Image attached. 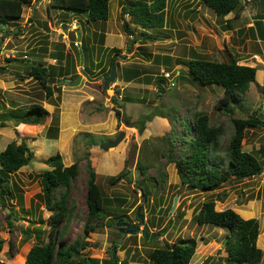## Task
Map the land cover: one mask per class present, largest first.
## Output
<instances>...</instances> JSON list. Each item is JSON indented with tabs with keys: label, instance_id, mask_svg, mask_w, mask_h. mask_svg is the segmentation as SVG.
I'll use <instances>...</instances> for the list:
<instances>
[{
	"label": "rangeland",
	"instance_id": "obj_1",
	"mask_svg": "<svg viewBox=\"0 0 264 264\" xmlns=\"http://www.w3.org/2000/svg\"><path fill=\"white\" fill-rule=\"evenodd\" d=\"M48 2L32 0L23 4L21 16L5 27L11 31H3L0 24V151L9 142L24 141L34 153L28 164L7 178L11 193L4 192L5 205L0 200V261L23 264L32 245L49 242L51 211L45 207L37 174L49 168L43 161L58 152L64 166L76 163L78 171L69 187L67 206L72 209L65 226L59 227L54 236L56 246L83 236L87 182L93 170L105 209L112 215L99 220L84 237L87 245L81 255L102 264L114 249L120 264H155L148 259V251L194 238L196 250L189 264H211L213 260L214 264H226L228 229L194 220L203 201L216 199V210L229 207L245 219H258L256 246L262 250L260 264H264V39L237 31L242 26L248 31L252 26L253 15L246 11L248 0L241 1V17L234 12L232 18L225 15L227 19L217 17L201 0H166L165 24L161 28H143L128 14H122L123 0H109L106 22L86 21L82 12L48 8ZM249 3L255 16L264 14V0ZM124 21L132 27V35L123 31ZM18 28L20 33L15 34ZM76 30L83 34L82 64L78 49L83 46ZM113 47L118 50L114 54L117 77L104 86ZM59 49L73 58L79 74L71 81H80L72 85L65 82L70 77L57 79L50 84L52 94L47 97L44 87L28 76V70L38 63L65 64V57L61 61L51 57ZM254 53L257 61L252 59ZM191 57L214 61L235 58L240 64L263 70V75L258 74L242 100L232 104L234 113L230 115L216 108L223 87L201 84L188 73L185 62ZM127 69L142 74L126 81ZM175 70L179 75L172 85L174 77L168 79L164 73ZM125 98L129 101L124 102ZM32 103L40 104L46 112L24 113ZM122 104L125 122L121 119ZM197 111L208 115L210 125L223 126L216 150L221 156L232 134L231 119L262 114V123L248 127L242 141L244 151L263 161L261 172L249 178L231 177L210 191L182 183L176 163L167 157L178 158L188 151L186 140L192 135L188 129ZM24 115L40 123L19 122ZM121 131L124 136L116 146L101 147L102 142L113 141ZM138 164L148 165L145 175L138 171ZM123 171L130 179L112 184L110 178ZM222 192L225 197L219 200ZM54 194L57 198L59 189ZM118 213H123L124 221L139 225V231H123L120 239L118 216L114 217ZM140 215L143 222L138 220ZM144 224L147 237L142 232Z\"/></svg>",
	"mask_w": 264,
	"mask_h": 264
},
{
	"label": "trees",
	"instance_id": "obj_2",
	"mask_svg": "<svg viewBox=\"0 0 264 264\" xmlns=\"http://www.w3.org/2000/svg\"><path fill=\"white\" fill-rule=\"evenodd\" d=\"M32 0H0V24L7 26L10 20L18 19L21 16L22 5L30 4ZM242 0H201V3L211 9L213 13L223 18L230 12L238 13L241 8ZM59 8L67 12L85 14L86 21L105 22L109 16V0H49L48 8ZM166 0H123L121 12L128 14L134 22L143 28H161L165 24ZM230 25V22H228ZM252 28V34H257L264 39V30L259 22ZM3 28V31L7 28ZM2 31V28H1ZM123 31L129 35L133 34V29L127 21L123 22ZM20 33L18 28L15 34ZM81 46L78 53L81 52L85 60V46L83 34L80 33ZM1 42V41H0ZM62 49V48H61ZM57 50L51 53V57L61 61L64 57L67 62L59 65H44L43 63L32 64L29 66L28 76L34 78L45 89V94L49 97L52 94L50 84L57 79L64 80L70 77L72 80L79 74L74 69L73 58L64 54V50ZM114 51L109 60V70L115 61L116 48H110ZM10 59V58H7ZM188 73L201 84H218L224 89L223 95L216 103V108L225 111L228 114L234 113L233 103L242 100V96L247 92L251 82L255 80L257 68L240 64L235 58L229 61L207 60L203 57H191L187 60ZM85 69V65H83ZM84 71V70H83ZM125 80L136 79L142 74L140 71L124 70ZM86 73V72H85ZM129 101L127 98L124 102ZM46 110L38 103H32L24 110V113L44 114ZM250 115L246 118L233 117L232 134L226 145L224 156L217 154L219 139L224 134L223 126L209 124V117L202 111L193 114L191 128V138L187 141L188 151L179 155L178 158L168 156L169 161H174L177 166L178 174L182 183L201 191H210L220 184L227 182L231 177L249 178L257 175L263 168V161L258 159L252 152L242 149V141L245 131L248 127H257L262 123L261 115ZM151 114H148L150 116ZM147 116V115H146ZM3 117V116H1ZM19 122L36 125L39 121H33L29 116H21ZM31 120V121H30ZM139 130L144 128L143 120H139ZM34 153L28 145L21 141L16 143L9 142L5 148L0 151V200L4 204V192L11 193L9 178L11 173L16 172L22 166L28 164L33 159ZM49 168L39 172L37 175L42 188V199L47 210L51 211L49 215V225L51 238L44 244H35L28 250L23 264H99L98 260L89 256L81 255L87 242L83 239L86 235L95 229L98 221L103 220L105 216H111L112 213L105 209L100 187L95 182V172L90 170V177L87 182L86 205L87 218L83 224V236L75 238L69 244L58 243L55 245L54 238L57 235L59 227H64L69 217L70 209L67 206L69 198L70 181L77 174V164L72 163L64 166L60 153L49 155L43 161ZM129 164V163H127ZM148 165L138 164L137 169L144 174ZM145 175V174H144ZM128 178V172H120L117 176L110 178V182L115 184L119 179ZM4 187H3V186ZM59 189V196L55 197V191ZM142 195L146 193L143 191ZM219 200L225 197L222 192ZM216 199L203 201L198 212L194 216L197 224H212L226 227L229 234L225 241V261L226 264H260L262 259V250L256 246L258 237V219L243 218L232 208L221 210L215 209ZM107 203V201H106ZM116 214V213H114ZM123 213H118V219L123 217ZM113 219V218H111ZM139 219V217H138ZM112 221L109 222V225ZM148 234V230H147ZM147 237V235H146ZM1 248V244H0ZM196 250V240L191 238L187 242H173L171 245L163 247H154L148 251V259L155 264H189ZM112 253L107 258L102 259V264H114L115 258ZM121 262L117 261L116 264ZM0 264H14L0 261Z\"/></svg>",
	"mask_w": 264,
	"mask_h": 264
},
{
	"label": "water",
	"instance_id": "obj_3",
	"mask_svg": "<svg viewBox=\"0 0 264 264\" xmlns=\"http://www.w3.org/2000/svg\"><path fill=\"white\" fill-rule=\"evenodd\" d=\"M2 27L4 28L5 25L2 24ZM76 35H77L76 38L79 41L80 40V33H79L78 30H76ZM82 60H83V56L80 53V64H82ZM83 74H85V76H87V74L84 71H83ZM116 77H117L116 66H115L114 63H112L111 66H110L109 75L103 79V85L104 86H108L110 83L114 82V80L116 79ZM79 81H80V78H78L75 81H71V78H66L65 79V82H70V84H72V85L77 84ZM121 109H122L121 119H122V122H125V120L127 118L125 116V104H122L121 105ZM123 136H124V132L121 131L118 134V136L113 141L102 142L101 147L104 148V149H108L110 147H114V146H116L122 140ZM173 205H175V204H173ZM172 210H173V208H172ZM139 218H140V221L143 222L142 215H140ZM116 226L119 227V230L121 231L120 239L124 236L125 232H127L129 234H135L140 229L139 225H133V224H131L129 222L123 221L122 219H119L116 222ZM123 231H125V232H123ZM142 232H143V234L145 236L147 235V225L146 224L143 225ZM111 256H112V258H115V251H114V249L112 250ZM113 263L116 264L117 261L114 260ZM214 263L215 262L213 260L211 264H214Z\"/></svg>",
	"mask_w": 264,
	"mask_h": 264
},
{
	"label": "crops",
	"instance_id": "obj_4",
	"mask_svg": "<svg viewBox=\"0 0 264 264\" xmlns=\"http://www.w3.org/2000/svg\"><path fill=\"white\" fill-rule=\"evenodd\" d=\"M260 0H252V2H259ZM249 2H251V0H249L248 1V5H247V8H246V11L248 12V11H250V12H248L249 13V16L250 15H253V23H251L250 25H252V26H249L247 29H248V31H245V29H243V26L242 27H239L238 28V33L240 34H243V36L244 35H246V32H249V33H251L250 35L251 36H253V34H252V28H254V27H256V22H259L260 23V25L262 26V28H263V30H264V14L263 15H260V16H255V12H254V9H251L250 10V8H251V4L249 3ZM255 5V4H254ZM232 15H234V12H230V13H228L226 16H228V17H230V18H232ZM225 16V17H226ZM236 16H238V17H241V15H239V13L236 15ZM228 17H226V19L228 18ZM106 22V21H105ZM80 33H82V32H80ZM107 36V35H106ZM106 36H105V40H106ZM254 37V36H253ZM255 37L257 38V39H261L257 34H255ZM80 40H81V38H80ZM262 40V39H261ZM106 42V41H105ZM79 53H81V52H79ZM254 54H256V53H254ZM259 70L260 69H257V71H256V73H257V75H255V80H256V78L258 77V74L259 75H263V70H260V73H258L259 72ZM85 72V71H84Z\"/></svg>",
	"mask_w": 264,
	"mask_h": 264
},
{
	"label": "built area",
	"instance_id": "obj_5",
	"mask_svg": "<svg viewBox=\"0 0 264 264\" xmlns=\"http://www.w3.org/2000/svg\"><path fill=\"white\" fill-rule=\"evenodd\" d=\"M249 1V0H248ZM258 55L254 54V56L252 55V59L256 60L258 59L257 57ZM257 61V60H256ZM260 62H263L261 60H259ZM165 77L168 79H172L174 77V80L172 82V85H174L176 83V77L179 75V71L175 70L173 73L172 72H165L164 73Z\"/></svg>",
	"mask_w": 264,
	"mask_h": 264
},
{
	"label": "flooded vegetation",
	"instance_id": "obj_6",
	"mask_svg": "<svg viewBox=\"0 0 264 264\" xmlns=\"http://www.w3.org/2000/svg\"><path fill=\"white\" fill-rule=\"evenodd\" d=\"M122 219V218H121ZM119 220V219H118ZM123 220V219H122ZM140 221V218L138 219ZM124 221V220H123ZM144 221V220H143ZM141 222V221H140ZM119 228V227H118Z\"/></svg>",
	"mask_w": 264,
	"mask_h": 264
}]
</instances>
